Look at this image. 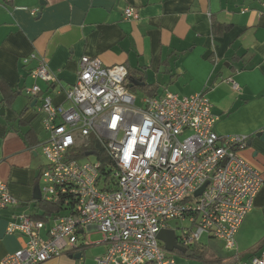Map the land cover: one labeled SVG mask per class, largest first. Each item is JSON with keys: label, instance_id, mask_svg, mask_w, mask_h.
Here are the masks:
<instances>
[{"label": "built area", "instance_id": "built-area-1", "mask_svg": "<svg viewBox=\"0 0 264 264\" xmlns=\"http://www.w3.org/2000/svg\"><path fill=\"white\" fill-rule=\"evenodd\" d=\"M125 17L138 14L128 6ZM31 60L36 61L32 76L65 89L70 103L55 104L37 82L25 88L30 97L40 98L39 108L47 115L41 199L64 210L45 219L14 216L7 233L26 236V243L0 264H44L64 252L83 255L94 244L87 234L81 237L90 226L107 244L96 264H178L158 238L166 228L176 230L185 248L203 235L222 240L227 250L236 248L237 233L264 178L241 154L248 135L216 131L220 117L205 90L185 96L166 90L145 97L140 106L126 86L123 64L84 55L76 83L64 88L44 55L23 58L24 63ZM90 137L109 157L105 180L101 160L74 155ZM18 202L0 179V209ZM173 220L178 227L171 226ZM237 264H264V250Z\"/></svg>", "mask_w": 264, "mask_h": 264}, {"label": "crops", "instance_id": "crops-1", "mask_svg": "<svg viewBox=\"0 0 264 264\" xmlns=\"http://www.w3.org/2000/svg\"><path fill=\"white\" fill-rule=\"evenodd\" d=\"M128 6L138 18L125 17ZM32 53L46 57L64 88L76 83L84 55L123 64L140 106L145 97L166 90L185 96L206 89L220 117L216 131L248 135L241 154L264 178V0H0V108L5 106L0 179L19 200L0 209V260L27 239L7 233L9 221L44 213L34 186L45 165L41 143L48 137L47 115L39 108L40 98L30 97L25 88L37 82L55 104L70 105L65 89L32 76L36 61H23ZM236 242L227 250L222 240L203 235V257L192 255L193 246L171 254L178 264H237L259 254L264 250V185ZM95 244L103 247L101 254L107 251L103 240ZM74 254L64 252L44 264H79Z\"/></svg>", "mask_w": 264, "mask_h": 264}, {"label": "trees", "instance_id": "trees-1", "mask_svg": "<svg viewBox=\"0 0 264 264\" xmlns=\"http://www.w3.org/2000/svg\"><path fill=\"white\" fill-rule=\"evenodd\" d=\"M126 86L129 88V86L127 84V78H126ZM205 91H207V90L205 89ZM88 141H89V145L85 148L79 149L74 155H76L79 158H82L84 156H87L86 153L88 151L94 150L96 155H97V159L102 161V164H103V166H102V177L105 180V179L109 178V172L105 171L106 165L109 162V157H108L107 153L105 152L104 148L101 147L98 143H96L94 141L93 137H90L88 139ZM39 202H40L41 208L44 210V213L41 214V216L35 215L38 218L45 219L50 214H53V213L55 214L56 212H60V211L64 210L63 207H59L57 205L45 202L43 199H40ZM211 238H213V237H211ZM214 239H216V238H214ZM192 246H193V249L196 250V252L194 250V253L192 254L193 256L199 255V257H203L207 253L205 248H202V250L200 249L199 243L192 245ZM197 251L198 252L200 251V254H198Z\"/></svg>", "mask_w": 264, "mask_h": 264}, {"label": "water", "instance_id": "water-1", "mask_svg": "<svg viewBox=\"0 0 264 264\" xmlns=\"http://www.w3.org/2000/svg\"><path fill=\"white\" fill-rule=\"evenodd\" d=\"M140 84H143V83L140 82ZM4 110H5V106H2L0 108V113H3ZM90 154H95V153L94 151H88L86 153V155H90ZM202 189L198 190L197 193H200ZM34 198L41 199V189H40L39 181H37L34 186ZM158 238L164 243L165 248L170 252H173L174 250L186 251V248L183 247L179 243L178 235L175 229H172V228L162 229L158 234ZM81 256H82V253L78 252V253H75L73 257L76 259H79L81 258Z\"/></svg>", "mask_w": 264, "mask_h": 264}, {"label": "rangeland", "instance_id": "rangeland-1", "mask_svg": "<svg viewBox=\"0 0 264 264\" xmlns=\"http://www.w3.org/2000/svg\"><path fill=\"white\" fill-rule=\"evenodd\" d=\"M81 159H89V160H96L97 155L96 154H90L87 156L82 157ZM171 225L178 227L177 221L173 220ZM185 225H189V222H186ZM181 233V230H178V234ZM87 239L91 241V244L85 248L83 255L81 258L77 259L79 264H95V258L102 253L104 250L103 247L99 244H95L97 241H102L103 240V235L100 231H91L87 232ZM229 252H226L228 254ZM102 255V254H101Z\"/></svg>", "mask_w": 264, "mask_h": 264}]
</instances>
